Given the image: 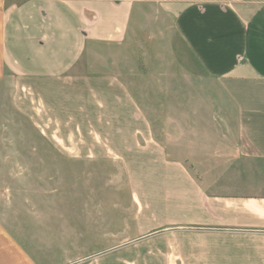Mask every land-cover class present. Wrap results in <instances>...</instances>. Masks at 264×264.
<instances>
[{"label": "crops", "instance_id": "obj_1", "mask_svg": "<svg viewBox=\"0 0 264 264\" xmlns=\"http://www.w3.org/2000/svg\"><path fill=\"white\" fill-rule=\"evenodd\" d=\"M149 15L168 23L156 56ZM135 45L136 59H192L235 119L178 122L192 130L168 153L121 80L76 71L92 48L134 59ZM0 59L12 104L43 135L127 172L132 226L106 234L108 248L84 264H264V3L0 0Z\"/></svg>", "mask_w": 264, "mask_h": 264}, {"label": "rangeland", "instance_id": "obj_2", "mask_svg": "<svg viewBox=\"0 0 264 264\" xmlns=\"http://www.w3.org/2000/svg\"><path fill=\"white\" fill-rule=\"evenodd\" d=\"M167 24L152 15L142 21L158 35L150 56L167 52ZM136 49L134 59H123L121 49L92 48V59H82L76 71L121 80L168 153L181 152L175 144L192 130L178 122L235 119L192 59H136ZM13 91V75L0 59V260L8 254L19 264H84L108 248L106 234L132 226L125 220L136 215L127 172L120 160L75 157L76 144L43 135L14 107Z\"/></svg>", "mask_w": 264, "mask_h": 264}]
</instances>
